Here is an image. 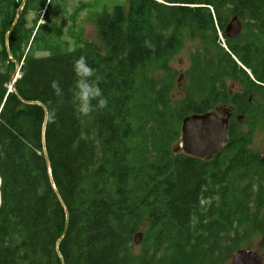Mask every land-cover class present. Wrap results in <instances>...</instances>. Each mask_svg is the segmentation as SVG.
<instances>
[{"label": "trees", "instance_id": "1", "mask_svg": "<svg viewBox=\"0 0 264 264\" xmlns=\"http://www.w3.org/2000/svg\"><path fill=\"white\" fill-rule=\"evenodd\" d=\"M64 5L0 0V264H154L170 244L176 251L168 264L229 258L224 238L233 226L263 229L264 151H249L250 135L238 127L246 118L264 130V0H127L95 16L106 53L75 32L76 11L64 28ZM234 16L242 31L229 39L224 29ZM210 31L214 54L196 56L191 85L173 106L154 71L165 68L184 34L204 39ZM81 55L103 75L108 100L90 117L73 102V61ZM9 56L21 64L14 90ZM227 79L238 93L229 94ZM53 80L64 102L49 123V105L58 101ZM224 104L232 118L216 156L174 153L184 117ZM142 228L151 248L133 256Z\"/></svg>", "mask_w": 264, "mask_h": 264}, {"label": "rangeland", "instance_id": "2", "mask_svg": "<svg viewBox=\"0 0 264 264\" xmlns=\"http://www.w3.org/2000/svg\"><path fill=\"white\" fill-rule=\"evenodd\" d=\"M64 3L65 13H63L62 10L59 11L60 16L62 17L64 28L67 29V27L71 25L70 16L76 11L74 22L75 32H77L78 36L82 40L94 44L101 53H106L107 50L104 48L94 24L95 16L104 9L111 12L115 6L127 7V0H64ZM31 17L32 15H30L29 18ZM216 35L222 41L220 33L217 32ZM214 36L215 34L211 31L207 32L204 39L190 38L184 34L180 48L169 59L165 68L160 71H154L155 79L167 84L168 97L173 106L183 102L186 89L189 87V85H191L189 73L194 66L196 56H199L205 60L204 56L209 57L210 54H214ZM69 42L71 45H73L71 40H69ZM222 46L224 45L222 44ZM205 51H207V53ZM42 55L44 54H37V56ZM247 73L250 75L248 71ZM226 86L229 87V92L230 87L232 88V93H238L240 91V87L236 81L227 79ZM261 103L264 104V99H262ZM229 107L230 106L228 104H224V106L222 105L219 110L213 111V113L221 116L223 113H227V111L223 113L222 111L228 110ZM235 119L236 117L233 115L232 120ZM181 122L182 121L179 123L180 126ZM238 128V132L240 134L249 133L250 135L247 149L252 153L262 154L264 151V130L262 124L257 123L254 126H250L246 121V118H242L239 120ZM176 143L177 141L173 144L172 148H175ZM179 151L181 152V149H179ZM256 199V189H254L252 210H255L257 206ZM144 221L145 219H143V222ZM259 221L263 223V229L261 231L254 229L251 223L243 222L239 226H233L224 240L225 246H232V254L238 249L251 250L259 255L262 264H264V186ZM144 233L145 228H142L139 242L134 243L131 250L133 256H139L141 253H143V251H145V248H151L150 246L153 240L145 244L142 237V234L144 235ZM175 251L176 248L173 244L165 245L163 250L155 257L154 264L170 263L171 259L174 258ZM146 252H148V250ZM148 253L151 254V249H149ZM232 254L227 259L225 258V255L222 254L217 264H231Z\"/></svg>", "mask_w": 264, "mask_h": 264}, {"label": "water", "instance_id": "3", "mask_svg": "<svg viewBox=\"0 0 264 264\" xmlns=\"http://www.w3.org/2000/svg\"><path fill=\"white\" fill-rule=\"evenodd\" d=\"M159 1V0H156ZM24 3V2H23ZM23 3L20 8H22ZM242 30V24L237 16L232 17L225 26L224 33L227 38L234 39L238 37ZM9 32L7 33V35ZM10 55V54H9ZM15 68L9 76L10 89L14 90L13 83L19 77L20 65L17 61H14L11 56ZM232 88L230 87V92ZM27 104H31L26 102ZM228 130V117L223 115L218 116L212 112H206L202 114H192L182 119L180 126V137L175 144L174 153L181 152L197 158L209 160L216 156L223 148L227 141ZM44 157L46 166L50 169V162L47 157L44 145H43ZM53 185L52 179L50 180ZM56 195L59 198L58 192ZM66 231V225L63 230V234ZM141 233L135 236L134 243H138ZM61 264H65L61 258ZM231 264H262L259 255L251 250L238 249L234 251L231 256Z\"/></svg>", "mask_w": 264, "mask_h": 264}, {"label": "clouds", "instance_id": "4", "mask_svg": "<svg viewBox=\"0 0 264 264\" xmlns=\"http://www.w3.org/2000/svg\"><path fill=\"white\" fill-rule=\"evenodd\" d=\"M145 43L147 46L148 42ZM73 72L76 77L73 102L78 114L82 117H90L94 112L107 108L108 100L100 87L104 77L88 64L85 56L81 55L73 61ZM50 87L58 101L56 106L49 105L46 118L49 123H56L59 106L64 102V93L58 80H53ZM0 184H2V179H0Z\"/></svg>", "mask_w": 264, "mask_h": 264}, {"label": "flooded vegetation", "instance_id": "5", "mask_svg": "<svg viewBox=\"0 0 264 264\" xmlns=\"http://www.w3.org/2000/svg\"><path fill=\"white\" fill-rule=\"evenodd\" d=\"M230 93H232V91L229 92V94H230ZM226 111H227V110H223L222 113H223V112H226ZM222 115H224V117H228V124H229L230 119L232 118V117H231V114L229 113V111H227V113H223Z\"/></svg>", "mask_w": 264, "mask_h": 264}]
</instances>
